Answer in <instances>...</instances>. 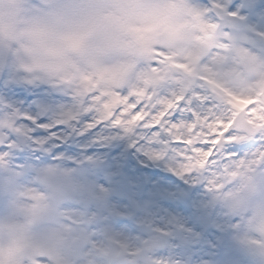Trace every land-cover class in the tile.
<instances>
[{
    "label": "snow or ice",
    "instance_id": "obj_1",
    "mask_svg": "<svg viewBox=\"0 0 264 264\" xmlns=\"http://www.w3.org/2000/svg\"><path fill=\"white\" fill-rule=\"evenodd\" d=\"M225 12L241 24L264 26V0H230ZM0 93L19 100L0 103V208L28 188L41 191L60 221L49 250L64 264H264V251L241 247L239 218L206 195L212 170L264 141L214 147L213 134L190 143L198 124L178 137L197 116L217 111L212 93L193 89L167 111L130 96L129 111L118 105L105 118L99 106L77 110L68 94L21 80L7 67L0 70ZM137 112L146 114L133 121ZM197 149L209 153L208 162L189 170ZM221 153L227 155L218 160ZM33 260L53 264L46 254Z\"/></svg>",
    "mask_w": 264,
    "mask_h": 264
},
{
    "label": "rangeland",
    "instance_id": "obj_2",
    "mask_svg": "<svg viewBox=\"0 0 264 264\" xmlns=\"http://www.w3.org/2000/svg\"><path fill=\"white\" fill-rule=\"evenodd\" d=\"M16 1V4L11 5V0H0V8H2L4 12L10 13L13 11V9L18 8L22 3L21 0ZM60 1L62 0H58L56 3H59ZM64 1L67 2L66 5L68 8L65 5L62 9H58L55 12H52V9H42L40 12L37 11V13L40 14L42 23L39 22V24L36 25L37 20L34 19L32 27L31 23L29 25L26 24V22H19L21 25L14 28L12 21H10V19H13L14 17L7 18L6 22L9 23L8 28L10 30L9 35L13 33V35L9 38L14 41L18 38L22 39L24 40L25 46L28 47L35 44L38 46L39 51H42L44 46H48V49L51 50L50 57L58 62V59H61L62 56H64L65 59L66 57L68 59V54L65 53V47L71 38H67V36L70 37L71 34H78L77 38L82 39L80 42L83 43L85 41V44H83L80 52L81 55L83 54L84 57L89 58L91 51V64L93 66H97L99 68V72H103L107 75L109 71L105 68H102L103 64H106L107 60L111 58L110 54L112 52L115 53L116 51H121L123 48H127L126 40L129 35L134 34L133 27L145 26L153 20H158L160 23V32L150 35L151 41L159 45L163 50H174L180 46L182 48L187 47L183 53H186L192 49V47L195 45L197 30L204 28L197 21L192 24V20L195 19L198 14L195 12V10L191 9L190 6L192 2L198 0ZM54 25H56L55 30L53 27ZM255 28L258 31H264V26H255L253 31L248 30V33L244 32L247 36L244 38L239 35L244 34L241 31L230 29L227 30L224 28L222 31H220L216 38L213 39L212 43L216 49H211L209 55L210 57L215 55V57L212 59L214 60L215 65L212 66L210 71H213L214 69L219 71V77L221 76L220 78L223 82L222 85H225L226 88L230 89L228 93L229 96H243L245 93H251L252 87L251 90H248L247 84L245 85L241 80V82L236 80L239 78L247 79L251 76V70L258 71L255 78L252 80L253 85L255 81L260 80L264 76V38L255 35ZM54 31H59L61 36H58V34L55 36ZM16 33H21L20 37ZM249 33H253V35H250ZM60 37L63 38V41H61ZM179 37H185L189 40L188 42L181 43L176 40V38ZM77 38L74 39L72 43H76L78 41ZM98 42H100L102 46L103 43H107L111 50H109V48L103 49V47L101 49L92 50ZM75 45L77 47L80 46V44ZM91 45H94L92 46V49ZM111 45H113V47H111ZM217 53H219L220 58L216 56ZM19 58L27 59L26 62L31 64V59L20 54ZM128 59L129 56L125 57V59L121 62L124 63L128 61ZM67 61H69V59ZM82 63L85 62L82 61ZM83 65L86 64H80V67L82 68L80 79L86 80L87 76L85 74H88V71H92V69L82 67ZM250 65H252L251 68ZM227 67H231L229 71L230 73H228L226 77H223L224 69ZM55 69L58 68L56 67ZM52 77L55 78L54 75ZM79 82L80 80L74 83L77 85ZM177 86L178 84H175V87ZM174 90L176 91V88ZM174 90L166 91L167 93L165 94L168 95ZM225 95H223V99L225 98L228 102L229 96ZM232 102L235 103L234 100H232ZM262 108H264V106H257L256 108L248 110L246 113V120L249 122L252 128L257 127L258 132L259 124L257 122L263 120V118H259L257 121H255V118L256 116H260L258 114L263 111ZM234 133H239V137H246L245 133L232 129L231 135ZM241 158L242 156H240V159ZM251 164L252 161L247 160L245 167L249 168ZM216 180L217 181L215 182H220L219 179ZM222 192L223 190H219L218 195L223 197ZM21 194L22 192L18 193V196L16 197L17 200H20ZM250 197L251 195L246 196L245 201L247 202ZM13 199H15V197H11L9 202ZM236 199L238 200L239 198L234 193L227 196L223 201L225 203V201H232ZM223 201L220 202L222 203ZM7 210V208L5 210L4 208L0 209V240L3 241L0 243V251L5 250L6 247L10 246L14 241L24 242L37 240L39 243H41V249L46 254L50 255L51 257L60 255L58 251L53 253L49 250V246L53 240V237L56 236L60 231V221L58 219L57 210L43 206L40 213L42 221L39 224L38 229L32 233H29V231H22L18 227H16L14 230L7 229L6 226L9 225L7 223L13 222L16 217L21 216L20 214H16V212L13 215L5 214L4 211ZM241 210L242 209H240V211ZM50 221L54 224H47ZM254 226H256V224H253V227ZM250 232L251 231L246 230V237L247 233L248 237L252 236V234H249ZM253 237L256 238V236ZM241 247L256 252V249L250 248L247 245H242ZM5 252L7 251L5 250ZM6 255L7 254L4 253L2 256H0V264H9L7 261L9 258V261H12V255L8 258L4 257ZM15 259L16 260L11 264H21L23 262L22 258L17 257Z\"/></svg>",
    "mask_w": 264,
    "mask_h": 264
},
{
    "label": "bare ground",
    "instance_id": "obj_3",
    "mask_svg": "<svg viewBox=\"0 0 264 264\" xmlns=\"http://www.w3.org/2000/svg\"><path fill=\"white\" fill-rule=\"evenodd\" d=\"M192 6L193 7H197V6L199 7L197 2H194ZM250 26H252V25H249V28H250ZM245 36L246 35L244 33L243 37H245ZM22 47L23 48H20V49L15 48L14 57H15V54H20V55L25 56L26 58L31 59L32 60L31 64L33 66H36V69L38 71L46 68V71H47V74L49 77L53 76L56 73V72H54V70H55L54 68L57 67L56 64H58V63L53 58L49 57L48 53H46V52L44 53L43 51H39L38 46L35 44H33L32 46H29L28 50L25 48V46H22ZM128 54L129 53L126 50L122 49V51L116 52L113 55H111V58H109L107 60V64L104 65V66H106L105 68L109 70V75H108L107 79L105 80L106 84L111 83V81L113 80L112 71L114 70V66H116L118 63H120V61L123 60L126 57V55H128ZM24 60L26 61L27 59H24ZM33 62H35V63H33ZM59 63L61 65H63V67L67 68V66H68V63L63 58L60 59ZM32 65H31V67L35 68ZM251 67H252V65H250V68ZM227 68L228 69H225V71L223 72V74L225 76L228 75L227 73H230V72H227V70H229V67H227ZM26 71H27V69H26ZM250 72H251L250 73L251 76L248 77L247 79H244V78L236 79L238 82L243 81L245 85L247 84L248 89L251 88L252 80L255 78L258 71L251 70ZM155 75L157 76V79H156L157 84H158L159 88H161L163 91L164 90L166 91L168 89L173 88L174 84H176V82L179 81V79L177 78L179 76L175 70H169V71L160 70L159 71V69H158L155 72ZM129 76L132 79H136L137 77L140 76V74L138 73V70H135V71L133 70L132 73L129 72ZM157 105H158V102L155 103V106H157ZM95 107H97V106H95ZM99 107H101V106H99ZM223 107L224 106H222L221 104H217V111L216 112H214V113L209 112L208 114L204 115L203 117H204V119H206V122H207V120H209V118H208L209 115H211L212 117L215 114H220L221 116H224L226 114V111H228V109L225 111V109H223ZM151 108H153L152 104H151ZM231 112H232V110H230L229 113H231ZM142 114H146V113L137 112L135 115H142ZM260 116H259V118L262 119L263 116L262 115H260ZM135 120H137V119L135 118L134 121ZM259 125H260V127H259L260 130L258 133H260V135L259 136L256 135L255 136L256 138H254V139H245L242 136H240V137L237 136V135H239L238 133H234L233 135L229 136L230 138H228V140L229 141H235L237 143L243 142V140L246 142L264 141V117H263V123H260ZM207 130L209 131V133L212 132V129L210 128V126L207 127ZM239 150L242 152V154L245 152H247V154H249V150L252 151L251 153L258 151V153L263 152V153H260L261 155L264 154L263 144H260L259 148H252L250 146V147L241 148ZM105 155H107V153H105ZM224 155H227V154L221 153V155L218 156V160L222 159ZM222 165L224 168H227V169H231V166L237 167V169L235 170V172L232 175L229 176L228 174L227 175L225 174V179L223 180L224 186L228 185V192H230L229 194H231L232 192L233 193L237 192V194L241 198H243L244 195H247V193L253 192L252 194L254 196H256V199L252 202L251 205H249V207L252 209V211L250 209L248 210L249 214H250V218L248 219V225L253 224L254 220L257 221L259 197L264 196V181H262V179L264 178L263 173L262 172L257 173L253 168L252 169L251 168H245L242 160H240L239 157L235 160H233L229 157V159H227L224 163H222ZM239 166H241L240 169H239ZM220 173L217 176L215 175V179L218 177H221ZM256 174L258 175V177L256 176ZM215 179L213 181H215ZM210 185H211V189L213 191H215V192L219 191V187L216 188L213 185V183H210ZM237 188H238V190H237ZM224 192H226V191H224ZM226 194H227V192H226ZM206 195H208V193ZM212 195H213V200L210 198H209V200L212 204H215L219 201L220 197L217 196L215 193H213ZM208 197H209V195H208ZM241 204H242L241 202L236 204V209H238V207H240ZM225 207H226V211L228 214H229V211H233L229 205H226ZM263 211H264V206H263ZM254 215H255V217H254ZM260 224L261 225L256 228V231L258 233H261V235H264V214L260 218ZM251 245L254 247V246H256V243L254 241H252Z\"/></svg>",
    "mask_w": 264,
    "mask_h": 264
}]
</instances>
